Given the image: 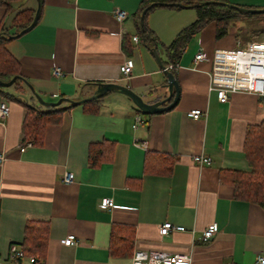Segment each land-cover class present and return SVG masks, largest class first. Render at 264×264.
<instances>
[{"label": "crops", "instance_id": "1", "mask_svg": "<svg viewBox=\"0 0 264 264\" xmlns=\"http://www.w3.org/2000/svg\"><path fill=\"white\" fill-rule=\"evenodd\" d=\"M7 1V6L0 4V27L11 33L15 14L35 11L37 0ZM141 1L41 0L36 24L7 42L21 79L18 90L13 83L0 86V100L9 104L8 115L0 119V153L5 156L0 165V264L10 261V245L21 244L25 226L32 223L48 225L42 264H131L134 249L189 254L191 264H259L264 255V201L236 199L233 187L218 175L221 169L249 170L244 136L248 125L264 120L262 99L234 92L227 102L218 101L209 90L210 61L193 63L199 49L211 57L216 48L244 44L232 27L216 38L215 23L209 22L190 38L171 69L178 99L169 110L143 114L119 91L88 106L62 101L56 106L64 110L45 126L42 143L24 142L28 108L50 107L39 103L33 91L44 101H78L92 95L97 84L119 83L149 104L168 95L166 74L141 39L136 16ZM225 1L264 7V0ZM114 7L127 12L123 22L113 17ZM147 12L145 24L167 66L165 48L195 21L196 10L157 5ZM126 57L134 64L123 77L119 66ZM55 67L61 75L52 74ZM192 109L204 115L189 117ZM135 114L141 123L133 128ZM134 138L146 148L135 145ZM90 145L105 151L95 164L88 158ZM149 152L172 158L169 173L144 170ZM194 155L209 157L211 163L199 166ZM66 171L73 174L71 183L61 180ZM102 197L113 206L101 208ZM165 221L186 231L162 236L158 227ZM212 222L218 231L208 241H198ZM69 234L76 244L61 242Z\"/></svg>", "mask_w": 264, "mask_h": 264}, {"label": "trees", "instance_id": "2", "mask_svg": "<svg viewBox=\"0 0 264 264\" xmlns=\"http://www.w3.org/2000/svg\"><path fill=\"white\" fill-rule=\"evenodd\" d=\"M155 1H163L166 3L177 2L184 6H192L196 10L195 21L181 29L170 45L165 48L170 63H175L178 60L190 38L209 22L215 23V37L221 38L227 34L228 28L232 22H236L245 17L255 16L260 23V28L256 34H251L254 36L245 39L243 43L255 39H264V13H244L216 2L201 4V2L204 1H222L228 3L225 0H142L136 11L137 18H139L141 11L150 2ZM0 4L7 6L8 1L0 0ZM34 12L35 11L32 9H22L18 11L11 22V27L14 28V31L11 33H9L8 29L0 27V80L2 81H8L14 76H19V64L6 48V44L9 41L8 36L14 35L28 26L32 21ZM147 13L148 12H146L143 17V26L139 27V30L143 32L144 41L142 42L147 48L152 50L156 48V39L145 24ZM236 37L238 36L236 35ZM17 81L18 79H16L13 84L18 90L20 87ZM94 102H96V100L84 102L83 106H88L91 103L95 104ZM63 110V108H57V106L48 107L44 111L29 107L23 123L24 142L40 145L42 143V135L45 126L52 122L55 115ZM243 151L249 164V170L221 169L218 175L221 181L233 187V194L236 199L251 201L261 205L264 201V120L259 124L248 125L246 127ZM104 154V150L102 151L99 148L96 150L95 145H90L88 158L91 164H95L98 160L97 158H102ZM171 160L172 158L160 153H146L144 170L157 174L169 173L173 162V160ZM47 234V224H27L24 230V239L18 246L21 247L25 255L35 256L39 260L47 244ZM111 236H114L113 232ZM112 237L110 248L115 251V249H113L114 242Z\"/></svg>", "mask_w": 264, "mask_h": 264}, {"label": "built area", "instance_id": "3", "mask_svg": "<svg viewBox=\"0 0 264 264\" xmlns=\"http://www.w3.org/2000/svg\"><path fill=\"white\" fill-rule=\"evenodd\" d=\"M112 15L119 23L128 17L126 11L114 7ZM134 42L138 41V36L131 37ZM200 61H210L211 70L209 72V90L215 91L216 97L220 102H227L229 95L234 92H248L257 95L262 99L264 106V39L246 41L230 49L216 48L211 57L207 56L203 49H199L193 56V63L197 65ZM133 60L129 57L123 59L119 66V71L123 77H128L133 68ZM177 63H171L164 69L171 70L177 67ZM54 76L62 74L60 68L52 70ZM9 113V104L6 98L0 100V119H4ZM192 118H199L204 112L199 109H192L187 112ZM141 123L139 114L134 116L133 128ZM134 144L142 149L146 148V143L138 138H134ZM193 161L201 165L210 164L209 157L204 155H194ZM5 156L0 153V165L4 162ZM61 180L64 183L73 181V174L66 171L62 174ZM101 208L112 207L109 197L100 199ZM160 235L164 236L170 231H186L182 225H173L169 221L161 223L158 227ZM218 231L215 222L208 224L202 229L198 236V241H208ZM193 234V231H189ZM61 242L70 246L76 244V237L72 234L66 235ZM10 261L7 264H42L38 258L32 255H25L21 247L11 244L9 247ZM259 264H264V255L259 257ZM131 264H191V257L185 253H168L165 251H147L134 249L131 255Z\"/></svg>", "mask_w": 264, "mask_h": 264}, {"label": "water", "instance_id": "4", "mask_svg": "<svg viewBox=\"0 0 264 264\" xmlns=\"http://www.w3.org/2000/svg\"><path fill=\"white\" fill-rule=\"evenodd\" d=\"M215 2L220 4V5H224L228 8H233L236 11H240V12H244V13H250V14H262V13H264V8L242 7V6H237V5L222 2V1H204V2H201V4L215 3ZM40 5H41V0H37V7L35 9L31 23L28 26H26L25 28H23L22 30H20L19 32L15 33L14 35H9L8 39H13V38L19 37L20 35H22L26 31H28L29 29H31L36 24V22L38 20ZM157 5H167V6H177V7H183L184 6L183 4L177 3V2L176 3H166L163 1L151 2L142 10V12L140 14V17H139L140 27L143 26V17L145 15V13L148 11V9H150L154 6H157ZM142 33L143 32L141 30V39H142V41H144V37H143ZM151 53H152L153 57L155 58V60L157 61L158 65L162 68V70L166 74V78H167L166 87L168 89V95L165 98H163L160 101H156L152 104L144 102L142 100V98L139 95H137L136 93H134L130 88H128L125 85L119 84V83H100V84H97L96 89L92 95H90L86 98H83L81 100H78V101H74V100H71V99L66 98V97H63L57 101H44L36 92H34L32 90V88L30 87V85L28 84L27 81H25V80H22V81L33 91L34 96L36 97L38 102L45 105V106L54 107L56 105H59L62 101L68 102L70 105L75 106V105L81 104V103L89 101V100L98 99L109 91H119L120 93L128 96L131 99V101L133 102V105L137 111H139L143 114L157 113V112L169 110L170 108H172L174 106V104L176 103V101L178 99V84H177V81L174 77L173 72L170 70L164 69L165 66H164L163 62L161 61V59L157 53L156 48H153L151 50ZM17 78L21 79L20 76H14L9 81L0 80V86L1 87L9 86Z\"/></svg>", "mask_w": 264, "mask_h": 264}, {"label": "rangeland", "instance_id": "5", "mask_svg": "<svg viewBox=\"0 0 264 264\" xmlns=\"http://www.w3.org/2000/svg\"><path fill=\"white\" fill-rule=\"evenodd\" d=\"M251 8H254V7H251ZM259 8H264V7H259ZM230 27L235 29V34L243 42L245 39L254 36L251 34L257 33L258 29L260 28V23L257 20V17L255 16L245 17L236 22H232Z\"/></svg>", "mask_w": 264, "mask_h": 264}]
</instances>
